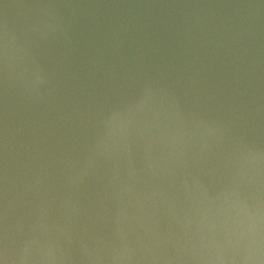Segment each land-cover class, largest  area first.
<instances>
[{
	"label": "water",
	"instance_id": "water-1",
	"mask_svg": "<svg viewBox=\"0 0 264 264\" xmlns=\"http://www.w3.org/2000/svg\"><path fill=\"white\" fill-rule=\"evenodd\" d=\"M0 264H264V0H0Z\"/></svg>",
	"mask_w": 264,
	"mask_h": 264
}]
</instances>
